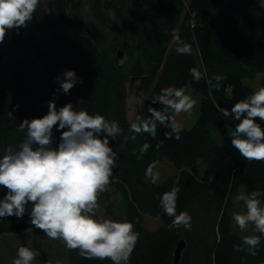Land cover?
Masks as SVG:
<instances>
[{"label":"trees","instance_id":"trees-1","mask_svg":"<svg viewBox=\"0 0 264 264\" xmlns=\"http://www.w3.org/2000/svg\"><path fill=\"white\" fill-rule=\"evenodd\" d=\"M174 33L192 45L190 56L175 54ZM2 52L0 155L6 146H18L23 139V133L16 131L21 120L43 116L53 99L57 108L71 102L77 110L99 113L123 129L116 141L110 140L119 155L118 166L108 190L99 197L97 216L134 223L139 240L131 264H172L180 240L184 248L178 264H264V244L255 257L233 251L242 239L234 232L229 214L232 195L240 186L245 194L264 192V163L239 156L230 142L228 127H234V122L223 119L219 110L230 109L251 93L253 88L245 80L261 74L264 85L260 4L255 0H150L145 7L142 0H40L28 27L7 34L0 44ZM192 67L208 78L223 75L221 90H215L216 81L194 83L189 74ZM64 70H74L83 81L67 95L57 91L55 80ZM131 81L138 82L150 106L157 109L160 105L151 100L162 88L192 87L200 98L194 125L182 128L179 141L165 139L164 133L171 129L163 126L157 127L155 139L147 133L138 135L135 142L127 139L134 122L127 115ZM256 122L264 128V122L258 118ZM54 136L59 137L55 129ZM159 140L164 143L158 147ZM146 142L151 147L137 159ZM163 158L177 173L153 185L145 180V168L152 161L158 166ZM176 185L181 188L177 213L187 210L191 215L190 231L182 227L169 231L171 218L159 206L158 195ZM5 191L0 189V198ZM260 198L264 201V195ZM144 215L158 217L162 225L146 229ZM17 223L27 226L12 229ZM27 230H35L27 212L22 219H2L0 241ZM60 260L63 264H111L107 259H83L65 246Z\"/></svg>","mask_w":264,"mask_h":264},{"label":"clouds","instance_id":"clouds-1","mask_svg":"<svg viewBox=\"0 0 264 264\" xmlns=\"http://www.w3.org/2000/svg\"><path fill=\"white\" fill-rule=\"evenodd\" d=\"M40 5V0H0V44L10 31L27 28ZM174 52L191 55L192 45L178 33L173 35ZM194 83L204 79L221 90L223 75L211 78L197 68L189 69ZM57 91L67 95L77 83L83 81L74 70H64L55 77ZM56 93L54 92V95ZM160 108L148 107L150 114L137 116L130 122L133 133L127 139L136 141L138 135L147 133L156 138L157 127L170 128L165 139H181L182 126L176 117L191 114L197 101L184 88L170 85L162 88L151 100ZM219 107V106H218ZM47 113L39 118H24L16 131L23 133L18 146L9 144L0 155V189L6 190L0 198V220L8 217L22 219L27 212L30 224L51 240L62 241L68 250L77 251L83 259L110 260L111 264H131V255L139 240L134 223L97 216L99 197L112 183L113 170L118 166L119 155L110 146V140L122 135L123 129L115 120L77 110L71 102L57 108L55 100L47 102ZM221 117L231 119L230 142L240 157L247 161L264 163V85H258L250 94L235 102L230 109L220 108ZM9 116L13 119L12 112ZM238 122V123H236ZM227 127V125H226ZM54 129L59 132L58 139ZM163 140L158 141V147ZM151 147L144 143L137 159H142ZM136 155L135 150L132 153ZM157 161L145 168V180L153 185L159 181L155 171ZM181 188L173 186L159 194V206L168 216L169 231L192 228L191 215L187 210L177 213V200ZM264 192L257 189L241 193L236 198L244 205L243 212H234L232 220L241 232L252 226L253 235H246L239 244L233 245L236 253L246 252L255 257L264 244ZM39 253L26 246H19L12 264H40ZM59 264V262H57Z\"/></svg>","mask_w":264,"mask_h":264},{"label":"rangeland","instance_id":"rangeland-1","mask_svg":"<svg viewBox=\"0 0 264 264\" xmlns=\"http://www.w3.org/2000/svg\"><path fill=\"white\" fill-rule=\"evenodd\" d=\"M255 1L260 4L264 10V0ZM142 3L145 7H148L150 4V0H142ZM261 79L262 75L257 74L253 80H245L244 82L250 84L251 87L255 89L258 85H261ZM184 90L186 94H190L192 98L197 101L196 106L190 115L181 113L179 116L176 117L177 122L181 124L182 128L188 129L194 125L197 119L200 98L198 93L189 85H186L184 87ZM148 107H150V103L148 101V98L140 90L138 82H129L127 85L128 117L132 120L134 119V122L137 116L145 118L150 115L147 112ZM201 170L202 169L198 171L199 174H201ZM155 171L159 173V181L165 180L166 178L177 173L175 167L166 158H163L159 162ZM241 193H245L244 186H240L236 191H234V194L231 198L232 205L229 214L231 217L234 232L242 239L244 236L253 235L254 233L251 225L246 231L241 232L232 220V214L234 212L244 211L243 203L238 201L236 198ZM99 216L105 217L101 213L99 214ZM142 220L143 226L150 231L156 230L159 226L162 225V222L158 217L144 215ZM35 231L36 229L34 231L27 230L26 232H23L20 236L13 234L4 236L3 239L0 241L1 262L3 264H12V259L16 256L18 247L23 245L39 253L37 260L40 262V264H57V262H59V264H63L62 260H60L64 252L63 242L61 241V243H59L58 240H51L47 238L45 234L40 230L37 232Z\"/></svg>","mask_w":264,"mask_h":264},{"label":"water","instance_id":"water-1","mask_svg":"<svg viewBox=\"0 0 264 264\" xmlns=\"http://www.w3.org/2000/svg\"><path fill=\"white\" fill-rule=\"evenodd\" d=\"M3 54H4L3 52L0 54V66H1V60H2ZM118 57L121 58L122 57V54L119 53L118 54ZM26 226H27L26 223H17V224H14L12 226V229L18 230V229L24 228ZM183 248H184V241L183 240H180L177 243L176 249L174 251V255H173V259H172V264H178L179 263L180 253L183 250Z\"/></svg>","mask_w":264,"mask_h":264}]
</instances>
